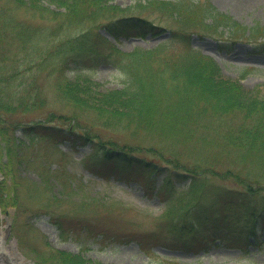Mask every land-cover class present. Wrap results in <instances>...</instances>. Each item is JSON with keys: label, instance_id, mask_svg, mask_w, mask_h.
<instances>
[{"label": "trees", "instance_id": "obj_1", "mask_svg": "<svg viewBox=\"0 0 264 264\" xmlns=\"http://www.w3.org/2000/svg\"><path fill=\"white\" fill-rule=\"evenodd\" d=\"M109 3V0H0V21L4 28L15 36L12 28H7L8 24L25 21L30 26L25 30V37L33 38L27 48L31 59L38 58L28 81L31 84L28 92L7 89L9 75L0 76V95L5 94L10 99V106L1 112L0 119L19 125L20 119L5 120L2 113L45 98L47 68L55 73L69 71L93 60L96 39L102 41L100 28L114 36L157 35L168 31L169 36L161 46L117 58L119 70L125 77L121 87L100 91L102 93L98 92L95 97L81 95L79 91L80 99L72 88H69L72 94L65 93L67 104H84L99 114L96 117H100L103 126L112 128V133L125 130L132 137L103 138L102 132L96 133L97 129L83 134L77 128H54L48 125V116L39 123L47 130L42 136L48 137L50 131L56 129L60 135L70 133L94 141L114 159L119 175L125 166L145 167L146 185L151 184V190L165 201L162 217L167 223L154 231H131L127 237L139 245L146 239L148 244L172 247L177 237L182 247L201 244L207 248L221 243L245 249L249 244L261 243L258 231L264 221L239 224L229 220L235 218L236 221L243 216L264 219V184L253 180L257 173L264 176V94L257 89L245 90L236 80L220 77L218 65L203 57L189 42L191 33L196 32L200 36L222 34L225 38L260 39L261 43L264 25L238 24L201 0H161L158 7L161 11L181 15L177 28L172 24L163 26L153 17L123 16ZM19 10L24 11L25 17H19ZM44 10L50 15L47 25L36 23L25 12L40 14ZM2 37L3 28H0V39ZM172 46V51L168 50ZM261 46L256 44L257 48ZM98 47L102 48L99 44ZM70 85L73 84L68 82L67 86ZM19 86L26 90L23 81ZM4 88L6 93H3ZM12 100L17 101L15 107L11 105ZM105 101L110 102L112 109L106 108L109 105ZM3 107L0 99V109ZM28 128L35 130L36 127L34 124ZM160 157L169 166H165ZM164 167H167L166 178L158 190L149 175L151 170L161 172ZM216 179H230L236 184L225 185ZM82 199L78 203L82 208L96 206L94 197ZM89 199L92 201L88 202ZM78 204L76 210L83 211ZM55 219L62 236L70 231L67 226L72 227L71 224L66 226L64 220ZM104 219L105 216L102 221ZM77 221L87 234L93 232L87 219L77 218ZM65 254L58 264L84 262L80 255Z\"/></svg>", "mask_w": 264, "mask_h": 264}, {"label": "rangeland", "instance_id": "obj_2", "mask_svg": "<svg viewBox=\"0 0 264 264\" xmlns=\"http://www.w3.org/2000/svg\"><path fill=\"white\" fill-rule=\"evenodd\" d=\"M207 1L218 11L231 16L238 24L264 25V0ZM109 2L115 5L123 16L134 14L153 17L159 23L167 26L172 24L175 28L181 19V15L177 13L161 11L158 8L161 0ZM25 12L41 25H47L50 20V15L45 10L40 14ZM18 15L25 17L23 10H19ZM29 27L25 21L8 24L7 28H12L11 32L15 33V36H12L0 21V28H3V37L0 39V76L9 75L5 87L12 91H29L31 84L28 81L38 64V58L31 59L27 48L33 40L25 37V30ZM101 32L104 37L100 35ZM99 35L102 41L96 39L97 43L114 59L117 54L112 51V47L116 48L114 50L137 52L157 46L166 36L147 34L142 39L136 37L114 40L103 31H99ZM192 45L219 63L220 77L236 80V84L245 90L257 89L259 93L264 94V51L252 52L253 45L243 40L235 41L231 50L226 51L217 46L213 38L201 37L196 33L192 34ZM31 47L32 44L30 49ZM173 47L168 50L172 51ZM44 75V99L31 100L26 105H18L14 111L2 113L5 120L20 119L21 124L17 128L8 127L6 121L0 119V264H58L68 252L80 255L84 259L83 264H264V229L261 231L262 244L249 245L245 250L212 245L206 251L202 248L195 251L193 247H182L178 237L173 241L175 244L172 247L165 248L160 245L148 248L145 239L142 246L148 249H142L129 239L127 236L130 230H153L167 222L160 218V212L165 207L160 206L158 197L148 198L135 182L126 181L128 176L138 175L136 172L129 171L122 179L110 178L105 181L91 175L86 165L78 161L87 156L89 147L71 150L66 143L54 142L58 138L56 129L51 130L48 137H43L42 133L47 130H43L39 124L44 121V116H48L47 120L55 126L54 128H77L86 134L85 131L92 127L98 130L97 134L100 131L106 138L132 137L133 135H128L125 130L112 133V128L103 126L100 117H96L99 114L94 110L78 102L75 105L67 104L65 99L66 92L72 94L69 88L76 91L78 99L81 95L95 97L100 91L107 92L111 87L122 86L125 77L109 63H101L93 70L70 69L56 73L47 68ZM22 81L26 90L19 86ZM68 82L73 85L67 86ZM6 88L3 93L7 92ZM0 99L4 104L0 109L1 114L10 106V99H7L5 94H1ZM16 102L12 100L11 105L14 106ZM105 102L109 105L106 108L112 109L110 102ZM102 104L105 106L103 102ZM28 124H35V130L28 129L26 133L22 127ZM130 140L133 141V138ZM146 140L148 139L144 141ZM150 141L153 140L150 138ZM161 160L163 163L167 162L162 158ZM79 179L87 180L86 185ZM253 180L264 184V176L261 173H257ZM216 181L225 185L236 184L230 179ZM85 197H94L96 206L89 205L85 209L79 206L78 203ZM98 199L101 201H97ZM76 204L84 210H76ZM50 216L64 220L65 225L71 224L72 227L66 225L70 230L69 234L61 237ZM77 218L87 221L99 219L100 223L102 221L97 231L106 228V238L97 237L96 233L91 236L81 232ZM115 240L116 243H113Z\"/></svg>", "mask_w": 264, "mask_h": 264}, {"label": "bare ground", "instance_id": "obj_3", "mask_svg": "<svg viewBox=\"0 0 264 264\" xmlns=\"http://www.w3.org/2000/svg\"><path fill=\"white\" fill-rule=\"evenodd\" d=\"M127 167V166H126Z\"/></svg>", "mask_w": 264, "mask_h": 264}]
</instances>
